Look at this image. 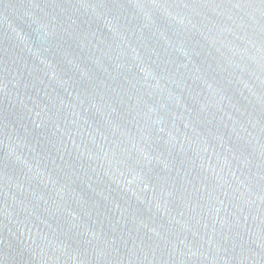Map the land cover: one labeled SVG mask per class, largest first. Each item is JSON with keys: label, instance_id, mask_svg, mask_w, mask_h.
<instances>
[{"label": "water", "instance_id": "obj_1", "mask_svg": "<svg viewBox=\"0 0 264 264\" xmlns=\"http://www.w3.org/2000/svg\"><path fill=\"white\" fill-rule=\"evenodd\" d=\"M0 264H264V0H0Z\"/></svg>", "mask_w": 264, "mask_h": 264}]
</instances>
